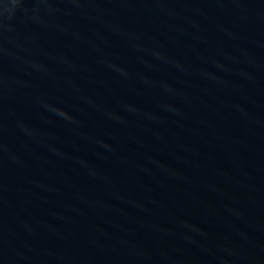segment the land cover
Instances as JSON below:
<instances>
[{
    "label": "water",
    "instance_id": "water-1",
    "mask_svg": "<svg viewBox=\"0 0 264 264\" xmlns=\"http://www.w3.org/2000/svg\"><path fill=\"white\" fill-rule=\"evenodd\" d=\"M0 264H264V0H0Z\"/></svg>",
    "mask_w": 264,
    "mask_h": 264
}]
</instances>
